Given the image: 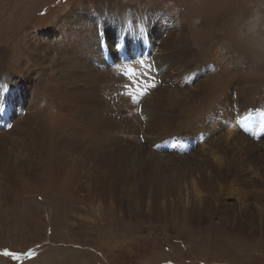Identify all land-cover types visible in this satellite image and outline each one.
<instances>
[{
    "label": "rangeland",
    "instance_id": "obj_1",
    "mask_svg": "<svg viewBox=\"0 0 264 264\" xmlns=\"http://www.w3.org/2000/svg\"><path fill=\"white\" fill-rule=\"evenodd\" d=\"M242 2L252 11L247 21H257V24H260V30L253 32V37L264 42V0H207L203 9L196 13V17L203 18L200 23H196L193 13L186 17L184 14V6L194 8V0H0V50L7 56L5 59V55H2L5 70L0 75V78H4L0 80V123L3 124L0 130L8 125L13 126L16 119L29 116L33 110H41L40 114L47 119L57 118L64 124L63 128L79 130L80 117H77V113L70 115V111L76 107L77 111L84 102L80 104V96L76 94V97L69 98L65 91L68 77L74 75L75 68L79 66L78 60L71 58L61 64L55 62L58 59L56 50L52 49L51 52L50 47H45L44 54L40 50V47L52 41L62 42L60 35L51 30L74 6L79 7L86 3L81 9L92 8L84 13L89 15L98 13L96 4H105L104 9L107 8L108 16H115L117 13L111 8L112 3L125 5L129 9L125 12H132L130 9L139 6L156 8L150 15L155 24L166 26L165 33L177 31L180 24L184 26L185 31L181 34L183 37L180 35L174 38L175 45L182 46L186 40H190L192 44L185 51L186 60L191 67L200 69L205 67L202 66L204 62L195 65V60L205 59L200 56H204L205 47H197L193 40L198 37L202 39L200 33L203 34V31L212 27L218 29L221 35L227 36L231 26L240 20ZM210 5L214 7V11H218L222 6L227 8L223 14L218 15L216 26L214 23L207 25V18L203 16ZM117 15L118 20L120 16L118 13ZM103 18L106 16L103 15ZM129 19L126 16L124 23H128ZM193 23L196 27L194 34L199 33V36L189 35L187 25ZM98 31L102 32L99 25ZM99 35L102 41L101 53L105 61V55L118 49L109 48L110 41L103 34ZM32 39L39 44L33 45ZM207 42L199 40L202 45ZM209 44V57L213 58V52L217 59L226 56V44L222 43V40ZM263 48L260 49L262 54ZM150 50V54L154 57L157 54L156 58H160L162 62L163 50ZM175 50H168L167 56L176 55ZM35 54L38 58L45 56V60L40 66L28 68V60ZM235 55L236 53L233 54L234 58ZM84 57L86 62V52ZM174 64L176 67L183 65L178 61ZM257 65L260 72L256 78L264 79V55ZM257 65L253 64V70H247V75L254 73ZM52 69L54 72L48 80V73L50 74ZM232 69L235 73L239 72L234 66ZM103 73L105 79L115 80L120 86L119 95L109 93L112 95L108 100L112 99L114 109L118 107L117 111L108 114L110 120L128 118L134 122L138 115L142 116V101L136 104L138 115L136 111L134 114L120 107L123 101H128L126 107L129 106L131 99H125L128 98L126 92H121L122 82L118 74L107 70ZM96 80L95 87H103L101 91H93L92 98L101 97L100 101L103 103L102 97L106 98L104 83L100 79L98 82ZM198 82L199 79H194L191 84ZM89 84L91 80L88 84L84 83V88L90 87ZM69 88L71 86L67 88L68 91ZM51 89L54 91H50ZM150 94H154V91H150ZM149 96L145 97V103ZM245 98L236 90V97L230 106L231 111L242 105L245 112ZM252 106L250 115H245L246 119L235 117L233 123L227 122V125H235L232 129L231 126H224L220 120L209 122L208 118L202 117L206 122L200 125L207 127L200 134H205L201 140L190 144L203 156V159L196 161L204 163L202 172L198 173V178L192 176L190 182L178 185L174 197L166 199L160 196L163 200L160 199L161 203L158 204L154 201L156 191L152 181V177L157 176L156 161L162 162L163 159L171 157L177 160V155H174L173 151L172 154L170 151H164L166 155L159 157L162 137L166 134L152 137L146 133V128L141 130L142 133L138 136L128 135L129 133L117 134L119 130L113 129L112 142L106 147L112 151L101 155L102 160H86L82 171L78 172L76 183H73V195L70 192L66 194L63 190L61 193L59 190V193H53L39 189L37 181L27 179L31 172H34V168L30 169L31 172H25L27 169L22 171V175L16 178L19 183H16L13 180L15 176L9 171L17 162L0 161V264H264V102ZM3 117H6V120L2 121ZM72 118L75 122L70 126L68 121ZM219 127L225 128L222 131L223 137L214 133ZM26 132L24 128L21 134ZM186 132V139L189 140L192 134L189 129ZM152 138L158 142H153ZM8 140L6 137L2 142L5 146V149H0L2 155L11 146ZM58 149L57 147L56 150ZM74 150V154L68 156L66 165L59 167L73 165L69 163L72 162L73 156L78 161L85 160L79 157L80 153H75L78 148ZM3 156H9L8 152ZM105 157L119 168L105 165ZM18 158L22 160L24 156L21 154ZM195 160L192 158V161ZM214 165L213 172L211 166ZM175 166L170 163L164 165L163 172L166 173L162 176L171 174V168ZM248 167L251 168L250 172ZM255 167H259L258 173L254 171ZM76 168L80 169V166ZM115 170L119 174L115 175ZM201 174L205 176L204 179ZM101 175L102 179L99 180ZM106 177L108 180H105ZM114 185L116 189L110 190ZM17 191L21 192L20 197L13 199V196L18 194ZM177 207L178 209H175Z\"/></svg>",
    "mask_w": 264,
    "mask_h": 264
},
{
    "label": "bare ground",
    "instance_id": "obj_2",
    "mask_svg": "<svg viewBox=\"0 0 264 264\" xmlns=\"http://www.w3.org/2000/svg\"><path fill=\"white\" fill-rule=\"evenodd\" d=\"M194 2V8L184 6L186 8L184 14L186 17L190 13H193L197 21L196 23H198L203 18H201V16L196 17V13L203 9L207 0H194ZM85 5L86 3H83L79 7L74 6L63 16V19H59L55 23V27L51 31L60 35L62 38H60V40H62L61 43L58 41H52L47 45L40 47L42 54H44L47 47H50L51 52L53 51L52 49L56 50L58 59L55 62L62 64V62H66L71 58H73V60H78L77 64L79 66L75 68L76 71L74 72V75L68 77V84L65 91L69 98L76 97L74 95L76 94L80 96V102L79 100L78 102L80 104L84 102L83 106L80 105L77 111V107L75 110L71 109L70 111V115L77 113V117L78 115L80 117L81 124L79 130L76 129L77 131H72L70 128H63L64 124L57 118L47 119L40 114L41 110L37 112H34L33 110L29 116L16 119L13 126L9 127L8 125L7 128L0 130V134H2L0 136V149H5L2 142H4L6 137L9 138L8 141H10L11 144L7 151L9 156L5 158L3 155H7V152L3 155V152H0V161L4 162L6 160H12L13 162H17L16 164H13L10 171L7 169L12 176H15L13 180L16 183H19L16 178H19V175H22V171L27 169L25 172H31L30 169L34 168V172H31L27 179L32 180V182L37 181L40 186L39 189L41 188V190L44 191L49 190L53 193H59L57 190L61 193V190H63L66 194H69L70 192V194L73 195V183L75 182V179H77L78 172L82 171L84 164H86V160L96 162V159H101V155L112 151L108 150L106 147H109V144L112 142L111 131H113V129L119 130L117 134L129 133L128 135L138 136L139 133H142L141 130L146 128V133L152 137L166 134L162 137V145L159 147L160 152H158L159 157L166 155L163 153L164 151H170V154H172L171 151H173L175 152L174 155H177L176 157L179 161L177 162L173 157H171V159H163L164 161H168L167 163L163 160L162 162H160V160L156 161L157 167L155 169L156 172H154L157 176L154 175L155 177H152V181L155 184L152 186L156 191L154 195L155 203H161L160 199L162 197L166 199L174 197L178 191L176 190V188L179 187L178 185L184 184L186 181L190 182L192 176L198 178V173L202 172L204 163L196 161L203 159V156H200L201 153L199 150L190 146V144H194L201 140V137L203 138V135L205 134L200 133L207 126L203 128L200 123H205L206 118H208L209 122L220 120L224 126H231L232 129L235 125H227L228 121L233 123L234 121L232 120L235 117H243L242 119H246L245 115H250V109L253 107L252 105H258L259 102H264V79L256 78V75L260 72L257 62L264 55L260 50L261 47H264V42L253 37V32L260 30V24H257V21H247V17L252 11L244 2H242L239 14L240 20L236 21V23L231 26L227 36L221 35L218 29L210 26L212 28L203 31V34L202 32L200 33L202 39L198 37L200 41H208L207 44L204 43L205 45H202L199 43L198 39L193 40L194 45L197 47H205V49H203L204 56H202V54L200 55L205 59L203 61L195 60V65H201V63L204 62L202 66L205 67L198 69L191 67L186 60L185 51L188 49V46L192 44L191 41L186 40L182 46L175 45L174 38L184 33V26L180 24L177 31H169L168 33H165L166 26L160 23H158V25L155 24L150 15L156 11V8L139 6L130 9L132 12H125V10H129L125 5L122 6L120 4L112 3L111 8L120 16L117 20L118 15L116 12L115 16L114 14L111 15L112 17L108 16V13L106 12L107 8L104 9L105 4H96L95 8L98 13L93 12L89 15H85L84 13L92 8L87 7L85 10H82L81 7H84ZM213 8L214 7L210 5L203 16L207 18V25L214 23V26H216L215 20L218 15L221 13L223 14L227 8L225 9V7L222 6L218 11H214ZM103 15L106 16L105 19L103 18ZM126 16L130 18L128 23H124ZM98 25L101 26L102 32L98 31ZM245 26L247 27V30H245ZM195 28L194 23L189 24V26L187 25L189 35L192 34L199 36V33L194 34ZM99 34H103L105 38L110 41L108 44L109 48L118 49L113 50L107 55L105 61L103 59V53H101L102 41H100ZM94 36L96 37L92 39ZM181 37H183V35H181ZM35 40H37V38H35ZM133 40L135 41L132 42ZM220 40H222V43L226 44L225 48H228V50H225L224 48V55L226 56L217 59L214 55L215 52H213V58L211 56L209 57L211 51L209 49V43L218 42ZM32 42L33 45L39 44L38 41L35 42L34 39H32ZM153 48L156 50H163L164 56L162 62H160V58H156L158 56L157 54H155L156 57H154L153 54H150V49ZM170 49H176L175 52L177 54L168 57L166 52ZM47 51L50 52L48 49ZM85 52L88 56L86 62L84 57ZM234 53H236V58L233 56ZM36 54L33 55V57L31 56V60H28V68L36 67L37 65L40 66V63L45 60V56H40V58H38L36 57ZM2 55L5 54L1 53L0 50V75L4 72L3 70H5V60L2 59ZM6 57L7 56L5 55V59ZM135 59H145L152 65L151 75L155 77L154 81L157 87L150 90H153L154 94L151 95L149 91L145 95V97L150 95V98L148 97L149 99L146 98L148 99L146 103L145 97L141 100L144 105V107L142 106L143 111L141 112L143 118L141 115H138L136 105L129 101L131 104H128L129 106L126 107V102L128 101H123L120 103V107L126 108L130 112H134V114L136 111V114L138 115L136 120L134 122H131L128 118L120 119L119 121L110 120L108 114L117 111L118 107L117 109H114L115 106L111 102L112 99L108 100L112 95L109 93H117L119 95L120 86L115 80L105 79L103 72L104 70L116 72L122 82L121 92L122 90L126 92L127 89L124 86L130 82L123 76L119 70V66L125 63H132ZM171 60H176L183 65L176 67V64H174L176 61ZM251 64H256L257 67L254 73L247 75V70H253ZM169 66L172 67L169 68ZM233 66L238 68L239 72H233ZM32 70L33 69H31V71ZM53 72L54 70L52 69V72L50 74L48 73V80ZM159 78H161L160 81ZM2 79L4 78L1 77L0 80ZM98 79L104 83V95L106 98L102 97L103 103L101 102L102 100L100 101L101 97L98 99L92 98V92L101 91V87H103L102 85L95 87L94 81L96 80L98 82ZM156 79H158L157 82ZM194 79H199V82L191 84ZM90 80V87L85 89L84 83L88 84ZM180 82L183 83L179 84ZM77 84H80V86L78 87ZM7 86L8 85L5 86V89H7ZM70 86L71 88H69V92L67 88ZM236 90L239 95L246 97L243 100L245 102L244 105L247 104L245 106L247 107L245 112L243 111L244 107L242 105L238 109H234L233 112L230 109L232 101L236 97ZM50 91L53 92L54 90L51 89ZM125 99L130 100L129 97ZM133 99H135V97ZM7 105L9 106L10 104L7 103ZM118 105L119 104H117V106ZM261 106L263 107L262 104ZM125 119L128 121H124ZM3 120H6V117H3L2 121ZM74 122L73 118L68 121L70 126ZM1 125L3 124L0 123V126ZM66 125L69 127L68 124ZM105 126L106 129L104 130ZM8 127L10 130H8ZM24 128H26L27 132L21 134ZM188 129L189 133L192 134L189 136V140L186 139V131ZM224 129L225 128L219 127L214 133H219L220 137H223L222 131ZM17 134L19 135L17 136ZM194 137L197 139H194ZM16 138L18 140H15ZM65 138L67 140H65ZM156 141L158 142V140L153 139V142ZM57 147L59 148L58 151L56 150ZM75 148L79 149L75 153H78V155L80 153L79 157L85 160L78 161L74 159L76 157L73 156L71 158L72 162H69L73 163V165L67 164L68 167H59V165H66L68 156L74 154L73 150ZM14 152H18L19 154L15 155L13 154ZM21 154L24 158L19 160L18 156ZM153 155L154 153L152 156ZM75 156L77 155L75 154ZM105 158L107 159V157ZM192 158L196 160L192 161ZM105 162V165H108V167L119 168L117 165L114 166L112 164L113 161H110L109 159ZM168 163L176 166L171 168L173 171L171 174H165L162 176L163 173H166L163 172V166ZM79 166L80 169H77L76 167ZM214 167L215 165L211 166L213 172ZM20 168H22L21 171ZM248 168L249 169L247 170L250 172L251 168ZM254 171L258 173L259 167H255ZM115 173L113 174H119L116 170ZM262 175H264V171ZM110 176H112V174ZM201 176L202 179L205 178L203 174H201ZM8 177L10 179L9 174ZM107 177L104 179L108 180ZM108 178L110 180V177ZM101 179L102 175L99 180ZM104 179L103 183H105ZM114 179L115 178H113V180ZM81 184L82 182L80 185ZM115 185L112 186V189L110 190H115ZM20 193L18 192V194H15L14 196L12 194L13 199H18ZM211 193L213 194L212 191ZM102 194L103 193H101V195ZM160 196L162 197L160 198ZM216 197H218V194ZM43 209L45 208L43 207ZM175 209H178V207ZM110 234H112V232H110Z\"/></svg>",
    "mask_w": 264,
    "mask_h": 264
},
{
    "label": "snow or ice",
    "instance_id": "obj_3",
    "mask_svg": "<svg viewBox=\"0 0 264 264\" xmlns=\"http://www.w3.org/2000/svg\"><path fill=\"white\" fill-rule=\"evenodd\" d=\"M151 69L152 65L145 59H135L132 63H125L119 66L123 76L130 82L124 87L127 89L125 94L131 99L132 104H140L142 98L151 89L157 87L154 77L151 75ZM134 97L135 99H133Z\"/></svg>",
    "mask_w": 264,
    "mask_h": 264
}]
</instances>
